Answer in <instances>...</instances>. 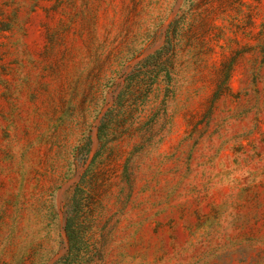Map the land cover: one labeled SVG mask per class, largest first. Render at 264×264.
<instances>
[{
	"label": "rangeland",
	"instance_id": "obj_1",
	"mask_svg": "<svg viewBox=\"0 0 264 264\" xmlns=\"http://www.w3.org/2000/svg\"><path fill=\"white\" fill-rule=\"evenodd\" d=\"M0 264H264V0H0Z\"/></svg>",
	"mask_w": 264,
	"mask_h": 264
}]
</instances>
